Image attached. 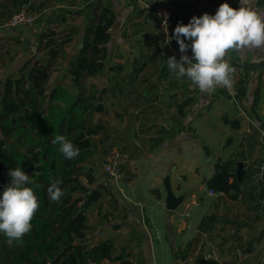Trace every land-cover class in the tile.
I'll return each instance as SVG.
<instances>
[{
    "label": "rangeland",
    "instance_id": "obj_1",
    "mask_svg": "<svg viewBox=\"0 0 264 264\" xmlns=\"http://www.w3.org/2000/svg\"><path fill=\"white\" fill-rule=\"evenodd\" d=\"M28 1L31 4H27L23 8L38 11L39 18L31 27L12 29L5 27V24L11 16L17 12V9H12L9 1V13L6 14V2L0 0V13L3 12L5 19L4 23L0 25V57L4 61L3 63L0 62V79H4L9 74L14 73L22 65H30V63L36 61L43 63L44 65L49 64L51 72L49 81L45 86L44 95L48 100L53 101L55 95L59 93L58 85H64L68 87L70 91L71 88H74L72 79L67 73L73 43L66 45L65 54L60 53L54 60L50 59L51 56L49 53L51 49L58 51L62 41H64L65 37L69 35L70 17L67 15L66 18H63L64 14L61 15L62 13L60 9L55 7L54 0ZM104 5L105 3H103L102 0H94V7L98 11H101ZM152 13L153 12L151 11L150 15L153 16ZM213 14L215 15L216 12ZM63 20L65 21L63 22ZM156 20L150 24V32L152 33L157 29L155 24ZM49 33L53 35L45 36L42 44H40V37ZM149 35L152 37L154 36L153 34ZM19 37H21V41L18 39ZM49 38L54 40V44L46 49L45 44L48 42ZM81 47L82 45H79L74 49L72 59L76 57ZM156 54L157 51H155V56ZM113 63L116 62L110 61L108 63L107 61V71L108 67H115V64ZM164 66L166 65L161 63L160 65L155 66L157 67L156 69L153 67L149 68V66L145 69V73H148V76L145 77L146 79L142 80V89L147 92L143 97L139 93V88H136L135 86L137 85V82L133 83V76H126V79H128L124 86L126 88L124 91L120 90L122 94L121 100H117V97L116 99H113L110 95L103 97L99 92H93L91 85L94 84L88 79H85L81 82L80 86H78L80 89L76 95V102L67 111L62 124L59 126L58 135L66 136L69 141L73 139L79 132L78 126L83 116V102L90 98H94L93 101L99 100L98 97L101 95L103 101L102 103L98 102V104L101 103L103 105L104 112L98 113L94 111L91 125L94 126L96 123H102L105 128L101 135L96 137V154L94 157L88 159L85 167H96L98 165L95 172L96 185L98 186L99 183L108 182V178L103 175L104 173L101 168V162L103 159L113 153H119L125 155L131 163L119 172V178L116 183L111 182L108 186L105 185V188L99 189L101 193L99 199L87 210V234L90 236L86 239L85 243L90 247L95 245L93 244V238L91 235L94 232L100 234L105 223L110 222L112 224L110 225L111 228L115 223H120L122 226L125 225V220L134 221V218H136L142 222L143 229L144 225L148 226L146 223L148 216L147 211H150L151 208L141 206L139 202L146 199L145 196L151 197V199L152 196L156 198L154 196V190L157 187V183L153 181L152 174L144 173L145 167L150 163V161L146 159L148 158L147 153H149L153 147V144L150 142V125L151 121H155L152 117L155 112H152L150 109L152 98L150 88L153 85V80L149 78V75L156 72L161 74V68ZM243 70L244 79L240 83L239 89L246 88L248 91H258V100L260 99L261 105L264 106V67L256 70H253L251 67H243ZM114 74H116L115 71H113V75ZM110 79L115 81L116 76H111L109 77V80ZM220 89L224 88L221 87ZM222 91L226 94L225 96L231 98L234 105H237V107L241 106V109L245 111L241 133L248 128L251 129V127L257 124V122H255L258 116L257 112L253 111L252 108H246L253 102L252 95H249V100H245L246 103H242L241 105L243 100H239L236 97V94L230 95L225 89ZM123 96H125V99H123ZM209 98L210 97L208 96V99ZM210 101V99L209 102L207 99L205 100L206 103L202 107L203 111H207L208 107L213 105V102ZM134 104L138 107L137 110H139V105H142V110L140 112L135 111ZM191 114L194 117L201 115L202 112L194 111L191 112ZM183 119L187 120V117ZM191 123L192 122H190V125ZM213 123L220 125V123H222L221 117L213 119ZM14 126L16 128L28 129L26 122L20 120L18 116L14 117ZM261 127V124H257L256 126L257 134L256 139H254L255 142L253 140L251 144H242L241 147V152H243L244 158L248 160L246 161V167L243 166V169L253 173L254 185L258 187L259 191L262 190V188L264 189V130H260ZM202 137L204 143H200V146H198L199 158L197 162V180L194 182V184H197L196 193L191 192V187H194L192 184H186L187 187L182 186L185 183L184 181L187 180V177L176 178L175 194L177 196H187L189 202L181 205L176 211H169L166 207H162L163 212L168 213L174 222L178 223L179 226L177 229H184V231L189 230V233L192 232V234L207 238V241L210 244L216 245V254L208 259L207 256L210 254V250L207 248V243L203 242V245L195 248L193 259H195L196 255L200 253L205 264H231L234 262H239V264H264V199H262L259 212H256L250 211L248 208L255 207L256 203L246 201L245 205H242L239 202L230 201L224 195H210V191L204 186V180L208 179L214 173L215 164L227 156L221 154L228 147H226L225 144L207 143L209 141L206 139V136H204V133ZM54 138L55 137H51L49 139L48 147L59 148V144L52 143ZM234 152L232 154H234ZM238 153L240 152L238 151L237 154ZM234 155H236V153ZM46 158H49L48 153L46 154ZM261 161L263 166L259 173L257 172V168L260 166L259 164ZM54 167H59V161H54ZM193 169L194 167L191 169V172ZM131 180L135 181L131 182ZM81 181L91 190L96 187V185H88L85 178H81ZM159 186L162 189L164 188V180ZM121 188L123 189V192L121 191ZM136 189H138V193L140 194L138 197ZM47 200L50 208L58 206L61 202L60 200L52 201L48 194ZM196 213H198L197 222L199 219L203 220L207 214H214L219 219V223L208 233L204 234L200 232L199 225L197 227L195 226L196 224L192 223L188 228V221L192 219ZM104 231L105 230H103V232ZM258 237H262V239L258 241L257 244L256 239ZM252 240L256 246H259L260 244V251L254 254L256 247L254 245V251L247 250V253L243 252L235 260L237 255L231 250L233 246L235 244H242L241 247L245 248L247 243L249 244ZM181 244L184 245V249ZM181 244L177 246L179 251L176 252V256L177 258L184 259L191 250L192 241H183Z\"/></svg>",
    "mask_w": 264,
    "mask_h": 264
},
{
    "label": "crops",
    "instance_id": "obj_2",
    "mask_svg": "<svg viewBox=\"0 0 264 264\" xmlns=\"http://www.w3.org/2000/svg\"><path fill=\"white\" fill-rule=\"evenodd\" d=\"M4 1L6 2L5 11L8 14L9 0ZM155 1L102 0L105 3L103 7H110L115 14V24L110 30L111 37L106 47L108 63L110 61L116 63H113L115 64L114 69L108 67L107 71L106 62V68L103 73L95 77L86 78L94 84L91 85L93 92H99L103 97L110 95L113 99L117 97V100H121L122 94L120 90L124 91L126 88L124 87L126 81H128L126 76H133V83L137 82L135 86L139 88L140 95L143 97L146 94L147 91L142 89V80L148 76V73H145V69L148 66L149 68L153 67L156 69L157 67L155 66L163 63L158 54L155 56V51H157L160 42L158 22L154 13ZM186 1L189 3V7L180 9L178 24L187 25L193 17H202L205 13L214 16L213 13L217 12L219 6L223 3H228L232 8L237 10L241 6L240 0ZM247 3L254 10L264 14V0H247ZM55 7L60 9L61 15L64 14L63 18H66L67 15L70 17L69 29L70 32L75 33L70 42L73 43L70 53L71 62L73 60L72 53L74 49L82 45L85 38H92V31L101 11H98L94 7V0H64L62 2H55ZM151 11L153 12V16L150 15ZM4 20L2 12L0 13V25L4 23ZM154 20H156L157 29L152 33L150 32V24ZM149 34H153L154 36L152 37ZM230 64L242 65L241 67L246 68L251 67L253 70L264 67V48L232 51L230 53ZM163 69H168L166 74L162 73ZM113 71L116 72L114 74L116 76L115 81L109 80V77L114 76ZM149 78L153 80V85L150 88L152 96L150 109L152 112H155L152 116L155 121H151L150 125V142L153 144V147L147 153L148 158L146 159L150 163L145 167L144 173L152 174L153 181L157 183L154 191H158L159 196L154 194L156 198L152 196V199L145 196L146 199L139 202L141 206L151 208L150 211H147L146 223L148 226L143 224L144 229L142 222L136 218H134V221L125 220L126 223L122 226L120 223H115L111 228L110 225L112 224L110 222L105 223L102 229L100 228L102 230L100 234L94 232L91 235L93 244L106 239H112L115 243L112 257H117L122 250H125L129 255L128 259L137 264H205L200 253L193 259V252L196 247L203 245V242H206L207 248L211 250V244L207 241V238L192 234V232L189 233V230L177 229L178 223L174 222L168 213L163 212L162 207L165 208L167 193L165 186L162 189L159 185L166 177H170L172 190L175 193L176 178L187 177L183 185L180 182L181 185L187 187L186 184H192L194 187H191V192L196 193L197 184H194V182L197 180L198 146H200V143H204L203 133L209 141L207 143L225 144L228 147L221 154L223 156L227 155L223 160L242 157L241 145H248L253 142V127H256L257 124L264 125V106L261 105V100L257 99L258 102L256 101V105L254 106L258 114L257 121L255 120L257 124L241 133L245 111L241 109V106L237 107V105H234L231 98L225 96L226 94L222 91L224 89H220L221 87H217L211 94L201 93L186 77L177 79L167 65L161 68V74L159 72L151 73ZM79 89L78 86H74V88H71V93L77 95ZM249 95H252L253 102L246 108L253 109L254 96L258 97V91L247 90L246 97L241 99L243 100L241 105L249 100ZM208 96L213 105L209 106L207 111H203L202 107L206 103L205 100L207 99L209 102ZM123 99H125V96H123ZM102 101L100 102L102 103ZM142 108L143 106L139 105V110H137L138 107L134 104L135 111L140 112ZM194 111H200L202 114L193 117L191 112ZM224 115L232 120H238L240 127L233 129L229 125L224 124L222 120ZM185 117H187V120L183 119ZM218 117H221L222 120L220 125L213 123V119ZM190 122H192L191 125ZM184 126L187 127L185 131H183ZM190 127L193 129V134L188 130ZM237 150L240 153L237 154ZM233 152L236 155L232 154ZM128 164H131L129 159ZM193 167L194 169L191 172ZM133 181L135 180H131V182ZM121 191L123 192L122 188ZM137 193L138 189H136ZM138 196H140L139 193L137 194ZM187 202H189V198L185 196L184 203ZM197 220L198 213L188 221V228L192 223L198 227L202 219H199L198 222ZM103 230L105 231L103 232ZM261 239L262 237L256 239L257 244ZM183 241H192V247L189 254L184 259H181L177 258L176 252L179 251L177 246ZM252 241L249 244L247 243L245 248L241 247L242 244H235L233 246L231 250L237 255L235 260L243 252L247 253V250L254 251L253 247L255 244ZM181 246L184 249V245L181 244ZM214 247L216 248V245ZM259 251L260 244L255 247L254 254ZM212 256L214 255L209 254L207 257L209 259ZM100 264L114 263L105 260ZM231 264H239V262Z\"/></svg>",
    "mask_w": 264,
    "mask_h": 264
},
{
    "label": "trees",
    "instance_id": "obj_3",
    "mask_svg": "<svg viewBox=\"0 0 264 264\" xmlns=\"http://www.w3.org/2000/svg\"><path fill=\"white\" fill-rule=\"evenodd\" d=\"M9 1L12 9L17 11L31 4L28 0ZM59 1L64 0H54ZM114 24L113 10L103 7L93 28L92 38L84 39L82 47L68 66L67 73L74 86H79L87 77H95L105 70L106 44L109 43L110 30ZM50 34L40 37V44L45 36L53 35ZM74 34L70 32L65 37L58 51H49L51 60L56 59L60 53L65 54V46L70 44ZM20 38L18 39L21 41ZM53 44L54 40L49 38L45 48ZM0 62H4L1 57ZM167 70L163 69L162 73L166 74ZM50 72L49 64L44 65L36 61L30 65H22L14 73L0 79V194L11 182L9 170L20 167L30 176L31 182L26 186L33 189L39 202V210L32 221V230L22 240L13 241L9 245L7 238L0 234V264H100L105 260L114 264H137L128 259L129 255L125 250L117 257H112L115 249L112 239H106L92 247L85 243L89 237L87 210L99 199V189L105 188L106 185L105 182L96 185L95 172L98 165L85 167L88 159L96 154V137L100 136L105 128L102 123L91 125L94 108L103 97L99 95V100L93 101L94 98H90L83 102L79 132L70 140L79 148L80 154L75 159H66L59 152V148L48 147V141L58 135L59 126L77 98L68 87L58 85L59 93L53 101L48 100L44 92ZM246 95V88H240L236 93L239 100L244 99ZM257 99L255 95L253 111ZM16 116L26 122L28 129L14 126ZM222 120L233 129L240 127L238 120H232L226 115ZM185 130L187 127L184 126L183 131ZM188 130L193 132L191 128ZM260 130H264V125ZM256 134L257 128L253 127V140L256 139ZM47 153L49 158H46ZM54 161H59L58 168L54 167ZM239 161L246 167L248 160L244 156L219 160L215 164L213 176L205 179L204 185L209 191L224 195L230 201L242 205H245L246 201L256 203L255 207L248 208L250 211L259 212L264 199V189L258 190L254 185V175L248 170H244L245 174L238 179L236 173ZM259 165L257 172L260 173L262 161ZM81 178H85L88 185L96 187L89 189ZM54 180L62 181L60 187L64 195L60 198L58 206L50 208L47 188ZM154 194L159 196L158 191H154ZM218 223L219 219L214 214H208L200 223L199 229L203 234L208 233Z\"/></svg>",
    "mask_w": 264,
    "mask_h": 264
},
{
    "label": "clouds",
    "instance_id": "obj_4",
    "mask_svg": "<svg viewBox=\"0 0 264 264\" xmlns=\"http://www.w3.org/2000/svg\"><path fill=\"white\" fill-rule=\"evenodd\" d=\"M240 8L228 3L219 6L216 14L205 13L193 17L189 24H178L174 36H168L167 43L175 39L181 57L167 59V66L177 79L186 77L201 93L211 94L217 87L231 90L234 86L235 69L230 64V53L245 49L264 48V14L251 8L247 0H240ZM167 33V19L164 20ZM185 39L191 43H185ZM191 49L192 56L186 55ZM59 144V152L66 159H75L80 150L66 136L57 135L52 141ZM10 184L0 194V234L9 245L20 241L31 232L32 221L39 210V202L32 188L30 176L20 168L9 170ZM54 180L47 188L52 201H59L64 195L60 184Z\"/></svg>",
    "mask_w": 264,
    "mask_h": 264
},
{
    "label": "built area",
    "instance_id": "obj_5",
    "mask_svg": "<svg viewBox=\"0 0 264 264\" xmlns=\"http://www.w3.org/2000/svg\"><path fill=\"white\" fill-rule=\"evenodd\" d=\"M189 7V3L186 0H156L154 5V13L158 22L160 42L158 44L157 54L162 62L167 65V59L175 56L177 60L181 57L179 45L175 39H172L171 43H167L168 36H174L175 27L178 25L180 9H186ZM39 18L38 11H32L26 8L21 9L13 14V16L7 21L5 27L16 29L26 28L34 25L35 21ZM167 19V33L164 31V20ZM185 43L191 42L185 39ZM192 56L191 49L185 53ZM235 71L233 73L234 86L231 90L224 88L230 95L237 93L240 83L244 79V70L240 65H231ZM128 159L125 155L119 153H113L106 157L101 162V168L103 175L108 178V182L105 184H111V182H117L119 172L126 167ZM210 191V195H214ZM211 255L216 254V250L213 244H211Z\"/></svg>",
    "mask_w": 264,
    "mask_h": 264
},
{
    "label": "water",
    "instance_id": "obj_6",
    "mask_svg": "<svg viewBox=\"0 0 264 264\" xmlns=\"http://www.w3.org/2000/svg\"><path fill=\"white\" fill-rule=\"evenodd\" d=\"M94 111L98 113H103L104 112L103 105L99 103L97 107L94 109ZM243 165H244L243 162H240V161L237 162V173L236 174L239 180L245 174ZM164 186H165L166 193H167L165 207L169 211H176L184 203L185 196L184 195L177 196L173 192L170 177L165 178Z\"/></svg>",
    "mask_w": 264,
    "mask_h": 264
}]
</instances>
